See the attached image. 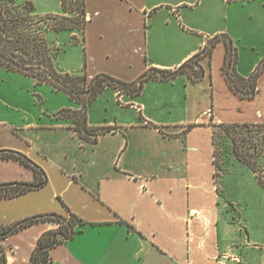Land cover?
<instances>
[{
	"label": "crops",
	"instance_id": "obj_1",
	"mask_svg": "<svg viewBox=\"0 0 264 264\" xmlns=\"http://www.w3.org/2000/svg\"><path fill=\"white\" fill-rule=\"evenodd\" d=\"M34 2V0H31ZM40 15H61L60 0H41ZM84 33L54 38L64 51L59 70L133 82L148 70H175L208 40L226 36L235 69L258 66L252 99H240L222 73L219 41L200 65V81L185 75L149 80L138 96L105 89L86 110L80 139L62 110L81 105L48 84L0 67V152L23 154L43 170L46 185L0 200V225L40 214L87 225L50 251V264H264V187L228 148L216 175L213 125L264 124V0H82ZM262 63V64H261ZM235 173L225 193L222 181ZM33 171L0 160V184L31 182ZM52 227L38 223L2 241L7 264H30L37 240Z\"/></svg>",
	"mask_w": 264,
	"mask_h": 264
},
{
	"label": "trees",
	"instance_id": "obj_2",
	"mask_svg": "<svg viewBox=\"0 0 264 264\" xmlns=\"http://www.w3.org/2000/svg\"><path fill=\"white\" fill-rule=\"evenodd\" d=\"M67 0H60L62 15H40L31 0H0V67L29 76L36 84H48L66 93L81 105L79 111L62 110L60 115L71 118L77 136L95 143L104 130L87 126L88 106L107 88L115 89L129 96H138L145 82L157 80L167 82L185 75L192 82L203 78L204 70L200 61L209 57L215 45L223 40L226 48L222 73L229 88L240 99H252L256 92L257 78L262 70L258 66L248 77L238 75L235 69L237 50L226 36H215L208 40L204 48L177 69H150L133 82H123L109 75L88 76L85 70L80 74L67 73L58 69V56L64 51L54 40L61 33H84L87 23L84 4L69 10ZM77 2V0H75ZM72 43L77 40L73 38ZM262 64V63H261ZM214 146V166L216 175L220 172L217 163V134L223 133L230 143V150L236 160L247 166L264 183L258 167L259 158L264 159V124H218L212 126ZM219 131V132H218ZM0 160H13L31 169V182H10L0 184V200L22 196L29 191L39 190L47 183L42 169L26 156L13 151H1ZM65 215L40 214L16 221L10 225H0V264H7L2 241L29 227L46 223L52 227L37 240L30 258V264H50V251L59 244L69 241L75 233L81 232L87 224L65 207ZM54 235H57L54 238ZM68 238V239H67Z\"/></svg>",
	"mask_w": 264,
	"mask_h": 264
},
{
	"label": "rangeland",
	"instance_id": "obj_3",
	"mask_svg": "<svg viewBox=\"0 0 264 264\" xmlns=\"http://www.w3.org/2000/svg\"><path fill=\"white\" fill-rule=\"evenodd\" d=\"M52 0H48V3L50 4ZM67 4V8L69 10L71 9H75L78 5L80 6L81 4V0H77V2L75 0H67L66 1ZM34 5L36 3L37 7L40 8V6H42V1L41 0H34ZM36 7V6H35ZM36 8V9H38ZM62 15V14H61ZM67 34H71V33H67ZM71 38L70 39H73L75 38L73 34H71ZM76 39V38H75ZM77 40V39H76ZM78 41V40H77ZM219 132V131H218ZM217 143H218V147H217V152H218V157H217V163L218 165H222V160L227 156L228 154V148L230 147V143H229V140L227 139V137L219 132L217 134ZM259 162H260V166L258 167V170H259V175L264 183V159L262 157L259 158ZM250 179L251 181L254 180L253 177L251 176H248V175H241L240 173H235V175L233 177H225L222 181V184H223V187L225 186V193L226 195H228L229 197H232V196H235L237 195V191L233 192V188H232V181L233 180H246V179Z\"/></svg>",
	"mask_w": 264,
	"mask_h": 264
},
{
	"label": "water",
	"instance_id": "obj_4",
	"mask_svg": "<svg viewBox=\"0 0 264 264\" xmlns=\"http://www.w3.org/2000/svg\"><path fill=\"white\" fill-rule=\"evenodd\" d=\"M57 235H54V238H56ZM68 239V238H67Z\"/></svg>",
	"mask_w": 264,
	"mask_h": 264
}]
</instances>
